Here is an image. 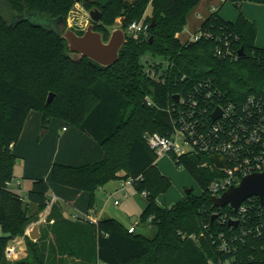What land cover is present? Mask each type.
<instances>
[{
    "label": "trees",
    "instance_id": "trees-1",
    "mask_svg": "<svg viewBox=\"0 0 264 264\" xmlns=\"http://www.w3.org/2000/svg\"><path fill=\"white\" fill-rule=\"evenodd\" d=\"M200 1L0 0V225L4 232L0 264H67L70 259L79 264H218L228 260L230 264H264V238L244 235L237 225L230 227L218 217L212 222L213 214L231 215L234 210L214 205L209 186L218 171L202 165L210 163L208 156L187 154L176 159L199 183L201 194H194L193 189L172 206L158 199L169 191L172 180L158 167L146 135L171 131L166 108L175 95L209 82L222 91L221 98L214 96L219 102H243L251 95L264 102V47L256 44V23L242 13L235 21L220 15L228 1L241 11L246 1L264 4V0H224L203 21L201 37L183 42L179 34ZM76 3L101 12L95 29L103 36L121 19L126 41L114 64L102 66L86 56L75 62L67 41L54 29L18 18L36 12L67 20ZM134 21L149 22V34L129 33L127 28ZM221 45L228 47L223 56L216 54ZM241 48L243 56H239ZM50 93L54 97L47 104ZM147 96L154 105H148ZM32 110L41 112L43 127L53 118L63 119L92 136L104 150L103 158L94 163H54L51 181L89 192L92 206L100 187L135 178L134 186L147 200L141 221L156 226L154 237L130 233L129 227L113 217L97 222L66 218L54 204L49 216L53 223L47 230L37 240L26 236L27 256L7 259L9 241L23 236L30 222V200L44 209L50 191L44 178L34 179L30 200L9 188L18 159L15 146ZM221 231L236 235L230 238V251L213 243Z\"/></svg>",
    "mask_w": 264,
    "mask_h": 264
},
{
    "label": "built area",
    "instance_id": "built-area-1",
    "mask_svg": "<svg viewBox=\"0 0 264 264\" xmlns=\"http://www.w3.org/2000/svg\"><path fill=\"white\" fill-rule=\"evenodd\" d=\"M150 24L145 21H134L127 28L132 34H149ZM203 31H198L192 39H199ZM228 47L218 46L216 54L223 56ZM211 83H201L199 89L188 93L177 94L178 99L166 110L171 115L172 129L168 133L152 132L146 135L148 146L157 156H170L176 162L181 155L202 154L209 157L210 163L203 162L218 171L217 177L211 182L209 190L212 195L220 196L233 185L240 184L242 178L253 172L264 171V102L255 95L245 101H218L222 91L212 87ZM222 100V99H219ZM148 105H154V100L146 97ZM221 108L222 115L213 120L212 115ZM220 154L226 158L223 168L217 167L211 160V155ZM135 178L123 180L122 189L134 185ZM127 195V194H126ZM145 195V193L143 194ZM255 201H259L258 205ZM116 204L119 200L115 201ZM258 205V207H257ZM230 206V205H229ZM232 207V206H231ZM234 214L218 213L220 222L238 221L242 234L264 238V202L259 196H252L241 203ZM221 209V208H219ZM128 231H137L133 224ZM228 235L221 231L213 243L223 251H230L232 244ZM19 250L16 246L8 245L5 250L7 259H13ZM230 261L218 264H230Z\"/></svg>",
    "mask_w": 264,
    "mask_h": 264
},
{
    "label": "rangeland",
    "instance_id": "rangeland-1",
    "mask_svg": "<svg viewBox=\"0 0 264 264\" xmlns=\"http://www.w3.org/2000/svg\"><path fill=\"white\" fill-rule=\"evenodd\" d=\"M208 1L209 0H201L198 3L199 7L208 3ZM217 1L215 3H217ZM219 1H220L219 4H215L211 2L209 3V5H212L211 7H213L212 8L213 11L219 9L220 6L222 5L223 0L222 1L219 0ZM215 5H218V6L215 8ZM262 8L264 7H262L261 5H258V6H255V4L252 5V11L255 12L256 15L259 17V26L261 27V31H259V35L257 39L258 46L260 47H264V10ZM94 9L96 8H88V7H85L83 3H76L72 7L67 17L69 27L75 31H85L87 26L91 22H93L90 16V11ZM221 9L222 10L220 11H222V13L225 14L226 16H231L233 14L236 15L237 13L240 12V10L231 1L226 2ZM190 14L191 16H190L189 23L187 24L184 31H182V33L179 34L181 38L187 37L191 32H193V29L198 27L197 25H199L200 23L199 19L197 18L193 20V18L196 17V15L194 17V10H192ZM99 22H96V23H99ZM121 25H122V22H121V19L119 18L117 22L110 27V33L104 36L105 39L108 40L110 38L112 30L115 28L121 27ZM156 60H160V58H156ZM147 66L149 68L148 64ZM34 113H36V110L31 111L29 120L32 121V116ZM56 122H62L61 123L62 126L64 125L70 126V127L75 126L68 121L63 122V119L53 118L47 128L43 127L41 129V131L38 134L39 135L38 137L40 139H43V140L47 139L52 142V139H50L51 138L50 136L51 134H55V132H57L56 125H55ZM27 143L28 145H26V151L28 152L27 155H29L30 157L28 158V162L32 166L33 162L35 161L34 156L36 154V147L34 148L32 147V144H29V142ZM157 162H158V167L160 168V170L165 175L169 176L170 179L172 180V186L169 189V191L163 195H160L158 198L161 204L165 206H172L174 203H176L178 200L182 199L186 195V189L188 188H193L194 194H198V195L201 194L202 192L201 186L183 165L178 166L177 163L174 161V159L170 156H157ZM18 170L21 171L22 173V165H17V171ZM39 170L44 171L45 168L43 167L41 169V167H38L36 171H39ZM16 175L17 176L14 177L13 182L11 184V188L20 190V192H22L23 195L19 191H15V192L18 193L21 197H23L24 200H30L29 199L30 195L26 193V185L27 183L30 184V180H23V178L20 176V174L18 175V173H16ZM37 177L45 178L44 173ZM19 182L21 183V188H19V184H18ZM122 182L123 180H113L105 184L104 187L97 189L95 193L97 194L96 202H97L98 209L103 210L105 214L109 215L110 217L115 218L125 227H130L132 224L131 217L134 215H137L139 217V220L136 222L138 233H141L146 237H150V238L154 237L157 231L156 226L151 224L149 221L147 222L141 221V215L147 204L146 198L141 192H139L136 189L134 185H129L126 189H122L121 187ZM51 184L53 185L55 183L52 182ZM55 186L57 188H60V190L64 189L65 195L69 194L67 190H70L69 192H72V190H78L74 187L57 184V183ZM110 193L112 194L110 195ZM116 200H119V204L115 203ZM60 201L65 202V197H61ZM54 204H58L60 206V208L63 211V215L65 216L64 209L66 205L61 204L57 201H54L52 198H50L49 193L47 194V205L44 209H39L37 202L30 200L29 212L31 215V219H30V222L27 224L25 234L23 236L15 237L13 240L9 241L8 243V245L16 246L19 250V253L13 259H8V260L15 261V260H19L27 256L28 248H27L26 236H28L31 240H33L30 237L29 232L32 230V228L35 225L38 226L40 233L44 230H47L48 226L53 223V220H50L49 216H50V213L52 211V207ZM76 218H78V216L74 217V219ZM81 218L86 219V217H81ZM0 235H3V229L1 225H0ZM67 264H79V262H74L73 260L70 259L67 262Z\"/></svg>",
    "mask_w": 264,
    "mask_h": 264
},
{
    "label": "crops",
    "instance_id": "crops-1",
    "mask_svg": "<svg viewBox=\"0 0 264 264\" xmlns=\"http://www.w3.org/2000/svg\"><path fill=\"white\" fill-rule=\"evenodd\" d=\"M216 1L217 0H209L208 3L200 7L199 4L196 5V7H194L195 8L193 9L194 17L195 15L196 17L193 18V20L197 18L199 19L200 23L199 25H197L198 27L193 29V32H191L187 37L181 38L179 36V38L183 42L192 39L193 35L199 31L203 21L213 12L212 10L213 7H211L212 5H209V3L210 2L215 3ZM219 3L220 1L218 0L217 3L215 4H219ZM252 3L255 4V6L261 5L262 7H264V4L246 1L243 3L241 11L236 15L233 14L231 16H226L225 14L222 13V11H220V15L226 20L235 21L240 15V13H242L249 20L254 21L256 23L258 28V35H259V31H261V27L259 26V17L256 15L255 12L252 11V5H253ZM217 6L218 5H215V8ZM262 9L264 10V8ZM190 16L191 14H189L188 17V23L190 21ZM258 35H257V39H258ZM257 39H256V44L258 45ZM30 114L31 112L29 113L25 121L24 129L22 131L20 139L18 140L15 146V153L20 159H17L16 161L14 174L15 176H17L16 173H18V175L20 174L23 180H30V184L27 183L26 185V193H28L29 190L32 188L34 179H37L38 178L37 176L44 173V177H45L44 179H47L48 182L50 181L49 182L50 198H52L54 201L66 205L64 209V214L66 218L74 219V217L77 216L86 217L87 220L97 222L100 219L110 217L109 215L105 214L103 210L98 209L96 202V197H97L96 193H95L96 196H94V203L92 206H90L91 196L89 192L79 189L72 190V192H69L70 190H67L69 194L65 195L64 193L65 190L63 188H62L63 190H60V188H57L55 186L56 183L53 185L51 184L52 183L51 169L54 163L59 162L70 165H84L88 163H94L103 158L104 150L102 146L92 136L88 135L78 126L76 125L72 127L66 125L62 126L61 124L62 122L55 123L57 132H55V134H51L50 139H52V142L47 139L46 140L40 139L38 137L39 136L38 134L43 128L42 114L41 112L36 110V113H34L32 116V121L29 120ZM64 121L65 120H63V122ZM27 142H29V144H32V147L34 148L36 147V154L34 156L35 161L33 162L32 166L28 162V158L30 157L29 155H27L28 152L26 151V145H28ZM17 165H22V173L19 170L17 171ZM36 167L37 168L41 167V169L44 167L45 170L36 171L37 170ZM12 182L9 183V188L12 189L13 191L20 192V190L11 188ZM18 184H19V188H21V183L19 182ZM20 193L22 194V192ZM112 193H110V195ZM61 197H65V202L60 201ZM134 217H136V219ZM133 218L135 220L134 222L131 221L132 222L131 225L134 224L138 231L136 222L139 220V217L137 215H134L131 217V220Z\"/></svg>",
    "mask_w": 264,
    "mask_h": 264
},
{
    "label": "water",
    "instance_id": "water-1",
    "mask_svg": "<svg viewBox=\"0 0 264 264\" xmlns=\"http://www.w3.org/2000/svg\"><path fill=\"white\" fill-rule=\"evenodd\" d=\"M92 21L86 28L83 34H78L75 30L69 27L68 21L64 17L53 19L47 16L41 17L36 12L27 13L18 16L19 19H30L37 26L54 29L68 43L69 51L72 54L73 60L78 62L85 56L97 62L102 66H110L119 59L120 50L126 41V32L122 27L112 30L110 38L104 39L103 34L95 29V23L101 20V12L98 9L90 11ZM155 23H152L154 26ZM152 40V37L150 38ZM244 55V49L239 50V56ZM54 97V93H50L47 104H50ZM178 99L179 96L175 95ZM222 115L221 108H218L212 115L213 120L218 119ZM211 160L217 167L223 168L226 165V158L220 154L211 155ZM20 161V160H19ZM193 188L186 189V194H190ZM252 196H259L264 202V171L253 172L245 175L240 184L231 186L220 196H212L215 207L223 208L227 205L239 208L241 203ZM218 217V214H213L212 222ZM136 219V217H134ZM131 221L134 222L135 219ZM231 225H238V221H230ZM33 240L40 237L39 228L35 225L29 232Z\"/></svg>",
    "mask_w": 264,
    "mask_h": 264
}]
</instances>
